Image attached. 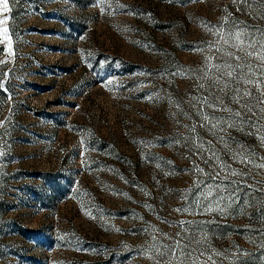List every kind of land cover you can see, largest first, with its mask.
<instances>
[{
    "label": "rangeland",
    "instance_id": "rangeland-1",
    "mask_svg": "<svg viewBox=\"0 0 264 264\" xmlns=\"http://www.w3.org/2000/svg\"><path fill=\"white\" fill-rule=\"evenodd\" d=\"M8 4L0 264H264V0Z\"/></svg>",
    "mask_w": 264,
    "mask_h": 264
},
{
    "label": "snow or ice",
    "instance_id": "snow-or-ice-1",
    "mask_svg": "<svg viewBox=\"0 0 264 264\" xmlns=\"http://www.w3.org/2000/svg\"><path fill=\"white\" fill-rule=\"evenodd\" d=\"M242 2H248V0H242ZM0 8H2L4 13L9 12V4H8V0H0ZM7 17H5L4 19H0V25L6 24L7 23ZM0 32H2V34L7 37L8 34V29L5 27L3 29H0ZM236 38L237 39H241L243 36V33L237 32L236 34ZM226 67L231 68V65H226ZM237 67H239V65H237ZM227 76L231 77L233 75V73L231 71H228L226 73ZM225 88H227V85H225ZM233 91L237 92V94H239V89H234ZM225 95H228L227 92H225ZM244 95H250V93H244ZM236 104L238 105H243L244 107H246V102L243 100L242 97L235 99L234 101ZM221 111H227L231 113L232 117H235L237 119H242L243 118V113L239 112V111H233L232 109L226 108L221 106ZM232 125H230L231 127Z\"/></svg>",
    "mask_w": 264,
    "mask_h": 264
}]
</instances>
